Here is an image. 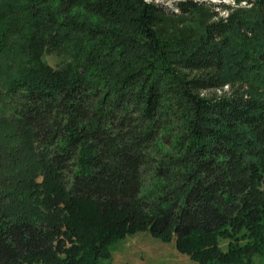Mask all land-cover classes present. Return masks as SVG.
<instances>
[{
  "label": "trees",
  "instance_id": "16d2710c",
  "mask_svg": "<svg viewBox=\"0 0 264 264\" xmlns=\"http://www.w3.org/2000/svg\"><path fill=\"white\" fill-rule=\"evenodd\" d=\"M218 9L0 0V264H100L139 231L264 264V0Z\"/></svg>",
  "mask_w": 264,
  "mask_h": 264
},
{
  "label": "rangeland",
  "instance_id": "374dc122",
  "mask_svg": "<svg viewBox=\"0 0 264 264\" xmlns=\"http://www.w3.org/2000/svg\"><path fill=\"white\" fill-rule=\"evenodd\" d=\"M162 4L166 9L174 8V1L177 0H154ZM213 10H219V4L232 2V0H204ZM220 11V10H219ZM224 11H220L223 14ZM207 18L206 14L191 13L180 17V19L171 24L170 28L199 29L203 21ZM47 59L53 67H57L61 61L59 54H49ZM226 88V86H224ZM225 246V241L221 242ZM111 257L102 259L100 264H191L192 260L188 255L179 252L174 241H163L158 237L151 235L148 231H139L128 235L123 239L115 241L110 246ZM43 264V263H36Z\"/></svg>",
  "mask_w": 264,
  "mask_h": 264
}]
</instances>
